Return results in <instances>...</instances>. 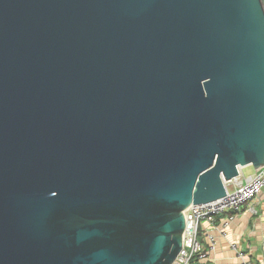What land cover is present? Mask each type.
<instances>
[{"label": "water", "instance_id": "1", "mask_svg": "<svg viewBox=\"0 0 264 264\" xmlns=\"http://www.w3.org/2000/svg\"><path fill=\"white\" fill-rule=\"evenodd\" d=\"M263 165L264 0H0V264H172Z\"/></svg>", "mask_w": 264, "mask_h": 264}, {"label": "crops", "instance_id": "2", "mask_svg": "<svg viewBox=\"0 0 264 264\" xmlns=\"http://www.w3.org/2000/svg\"><path fill=\"white\" fill-rule=\"evenodd\" d=\"M255 210L251 214L243 208L237 213L219 214L212 223L201 222L198 238L202 246H209L207 234L214 237L215 245L192 264H264V188L256 199Z\"/></svg>", "mask_w": 264, "mask_h": 264}, {"label": "built area", "instance_id": "3", "mask_svg": "<svg viewBox=\"0 0 264 264\" xmlns=\"http://www.w3.org/2000/svg\"><path fill=\"white\" fill-rule=\"evenodd\" d=\"M241 169L235 179L225 182L224 197L205 204H192L183 211L185 228L182 233V247L172 264H192L194 259H202L208 251L214 249V237L211 234H207V249L198 238L201 222L212 223L219 214L237 213L243 208L251 214L256 213L255 202L264 188V165L246 177ZM229 186H232V189H229ZM241 264L246 262L242 261Z\"/></svg>", "mask_w": 264, "mask_h": 264}, {"label": "rangeland", "instance_id": "4", "mask_svg": "<svg viewBox=\"0 0 264 264\" xmlns=\"http://www.w3.org/2000/svg\"><path fill=\"white\" fill-rule=\"evenodd\" d=\"M254 172V169L251 166H245L242 168V174L244 177L252 174ZM229 189H232V186H229Z\"/></svg>", "mask_w": 264, "mask_h": 264}, {"label": "trees", "instance_id": "5", "mask_svg": "<svg viewBox=\"0 0 264 264\" xmlns=\"http://www.w3.org/2000/svg\"><path fill=\"white\" fill-rule=\"evenodd\" d=\"M195 260H196V259H194L193 262H194ZM193 262H192V263H193Z\"/></svg>", "mask_w": 264, "mask_h": 264}]
</instances>
